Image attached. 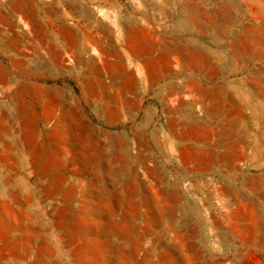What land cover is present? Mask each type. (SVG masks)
I'll return each instance as SVG.
<instances>
[{
    "label": "rangeland",
    "instance_id": "rangeland-1",
    "mask_svg": "<svg viewBox=\"0 0 264 264\" xmlns=\"http://www.w3.org/2000/svg\"><path fill=\"white\" fill-rule=\"evenodd\" d=\"M8 1L0 0V102L11 128H0V189L36 193L31 208L50 224L48 242L29 236L39 264H114L115 254L120 264H264V0H77L105 29L91 28L79 56L64 54L70 72L42 82L53 87L43 100L62 102L51 118L45 104L26 103L29 130L11 55L18 61L35 48L8 38L9 22L23 21ZM94 151L100 180L86 157ZM62 176L76 188L45 195V181ZM4 199L0 264H34V252L16 256L17 242L6 241L21 217ZM106 203L134 232L119 224L104 247L94 244L103 228L92 219L107 215ZM72 234L82 238L66 243Z\"/></svg>",
    "mask_w": 264,
    "mask_h": 264
},
{
    "label": "crops",
    "instance_id": "crops-1",
    "mask_svg": "<svg viewBox=\"0 0 264 264\" xmlns=\"http://www.w3.org/2000/svg\"><path fill=\"white\" fill-rule=\"evenodd\" d=\"M65 1L68 3L64 7L57 9H42L34 0L8 1L10 16L12 17L15 13H18L23 19L22 22L13 20L9 22L10 32L8 38L10 40L24 38L26 41H32L35 48L33 54L26 53L24 54V58L22 59L21 57L18 61L14 54L11 55L12 62L17 65L19 79H24L21 89L24 94L22 98L25 104H22L20 108L21 114H28V116L25 115L24 119L34 120L31 117V110L26 103L45 104V120L51 117L50 114L54 115L53 111L62 102L43 100L42 90L53 87L42 85V82L57 80L59 76L70 72L71 68L64 64V54L76 53L79 56L80 52L86 47L87 42L91 40V28L94 26L97 28H99L98 26H102L105 29L100 18L91 11L90 6H84L77 0ZM52 35L53 38L51 37ZM11 46L12 48L15 47L13 45ZM45 48L47 50L44 54L43 49ZM6 79L7 72L0 66V81L4 82ZM29 98L33 100H29ZM64 110L67 112L68 107H65ZM0 119L8 120L3 102H0ZM34 144L31 143L30 146ZM133 232L134 229L132 227L128 233ZM112 235L118 238L117 235L119 234H116V232L111 233L108 236L109 240ZM121 237L123 238L122 235ZM110 244V241L106 242V247ZM118 245L116 247L114 246L112 250L114 254L118 250ZM127 245L129 246L128 248L137 246L133 238L128 240Z\"/></svg>",
    "mask_w": 264,
    "mask_h": 264
},
{
    "label": "bare ground",
    "instance_id": "bare-ground-1",
    "mask_svg": "<svg viewBox=\"0 0 264 264\" xmlns=\"http://www.w3.org/2000/svg\"><path fill=\"white\" fill-rule=\"evenodd\" d=\"M225 10V9H224ZM225 19V18H224ZM255 39V38H254ZM256 43V42H255ZM237 47V46H236ZM250 49V46L248 48V51ZM255 50V49H254ZM240 52V51H239ZM254 52V51H253ZM213 53V52H211ZM244 53V52H243ZM218 55V54H217ZM246 56V55H245ZM206 60V59H205ZM235 61V60H234ZM225 68V67H224ZM237 68V67H236ZM228 69H230L228 67ZM227 88V87H226ZM235 88V87H234ZM243 93V92H242ZM226 94V93H225ZM227 95V94H226ZM261 99V98H259ZM219 101V100H218ZM243 101V100H242ZM220 103V102H219ZM246 103V102H245ZM263 104V103H262ZM240 107V106H238ZM251 109V108H250ZM107 110V109H106ZM239 112V111H238ZM110 114H113V113H116V112H113V111H110L109 112ZM51 117L53 116L52 114H50ZM50 117V118H51ZM228 117V116H227ZM226 118V117H225ZM243 118V117H242ZM253 119V118H252ZM23 127L25 128V130H29L30 129V123L31 121L28 120V119H24L23 120ZM259 126V125H258ZM0 128L5 130V131H8L10 130V125L8 124V121L7 120H3V119H0ZM82 129L80 123H79V132L80 130ZM31 136H30V135ZM29 134H25L26 138H29L31 139L30 141V144L31 143H34V138L36 139V136L32 133H29ZM83 134V133H82ZM87 135V134H86ZM85 135V136H86ZM84 136V137H85ZM217 136V135H216ZM91 142V141H90ZM98 150V149H97ZM4 159L6 158V155L4 154L3 155ZM86 157H87V160L90 164V166H92V169H93V173H94V176L96 177V180H100V177H99V170H100V160H99V152L98 151H94L93 153H87L86 154ZM104 158V157H103ZM102 158V159H103ZM102 163V161H101ZM65 177L62 176V180H60L59 182L55 183L53 182V180H46L45 182H47V186L44 187L43 191L45 193V195L49 196V195H56V194H63L65 196H68L70 194V189H74L76 188V185L75 184H72V185H67L66 183V179H64ZM38 183L39 185H42L44 182L43 181H39L38 180ZM3 185H8V180H3ZM103 188V187H102ZM1 190V193L0 195H3L4 196V201H6L7 203V207L14 211V209L17 208L18 212H19V216L21 217L20 219V222L16 224V226L12 227V230H17L16 232H7L6 234V241H8L9 243L10 242H13V241H16V245H15V255L16 256H19V257H22V258H25L26 255L29 253H33L35 254V262L34 264H39L40 262L43 261V258L41 257L42 255L40 253L37 252V249H35V247L30 243L29 239L30 237H35L36 240H39V241H42L43 243H46L47 241V237L44 236L43 234H46L49 230V227H50V224L49 223H45L44 225L43 224H39V220L41 218V215H40V212L37 213V212H34L33 209L31 208V202H33L34 200V197H36V193H34L33 191H31L29 188H27L25 185L21 186V189L20 191L18 189H14L13 187L11 188V191L7 190V192H4V190L0 189ZM26 190H30L29 193H26V195L24 196L25 198H22V194L21 192H24ZM86 192V191H85ZM84 192V193H85ZM89 194V193H88ZM87 194V195H88ZM100 194V193H99ZM89 195H92V194H89ZM95 195V194H94ZM102 194H100L101 196ZM97 196V194H96ZM95 196V197H96ZM101 198V197H99ZM105 198V197H104ZM103 199V198H102ZM108 202V201H107ZM12 203H15V206L12 205ZM44 203V201H43ZM35 204V203H34ZM38 206V205H37ZM36 206V207H37ZM106 207V211H107V215L106 216H102L100 214H98V216L100 215L101 217L104 218V220H99V219H92L94 221V224L98 225L99 227H102L103 228V231H94L92 234L94 236V244L95 242L97 243H102L103 245L102 246H106V242L109 241V235L111 233H115L116 234H119L117 229H118V225L119 224H122L121 222L118 221V219L116 218L115 216V207L113 205H111V203H106L105 205ZM14 208V209H13ZM35 209V208H34ZM9 210V211H10ZM103 210V209H102ZM11 212V211H10ZM104 213V211H102ZM14 213V212H13ZM12 213V214H13ZM106 214V213H105ZM99 216V217H100ZM92 218V217H91ZM126 217L124 219L125 222H130L131 223V219H129L128 221H126ZM84 220V219H83ZM87 220V219H86ZM85 220V221H86ZM90 220V219H88ZM120 220V219H119ZM42 222V221H41ZM54 223V222H52ZM86 223V222H85ZM88 223V222H87ZM89 224V223H88ZM91 224V222H90ZM89 224V225H90ZM93 224V225H94ZM10 225V223H9ZM37 225L42 229L43 226H44V229L45 231L43 232H38V229H37ZM43 225V226H42ZM122 225H124L125 227V231L128 232L130 231V229L132 228L131 226L129 227V224L128 223H123ZM121 225V226H122ZM127 225V226H126ZM95 227V225H94ZM121 228V227H119ZM123 228V229H124ZM31 230H34V233H32L31 235H29V231ZM53 230V229H52ZM81 232V231H80ZM71 234V233H70ZM30 236V237H29ZM83 236H85L83 234ZM99 237H102L104 238V240H99ZM254 237L256 238L257 241H261V237L262 236H256L254 235ZM82 237L79 235L76 236V235H69L68 236V239L66 240V243H69L70 241H78L80 240ZM48 242V241H47ZM91 242H93L91 240ZM96 243V244H97ZM95 244V245H96ZM10 245V244H9ZM99 245V244H97ZM103 247V248H104ZM102 248V247H101ZM102 250V249H101ZM117 253V251L115 252ZM120 261L117 262V255L115 254V262L114 264H120L119 263Z\"/></svg>",
    "mask_w": 264,
    "mask_h": 264
}]
</instances>
